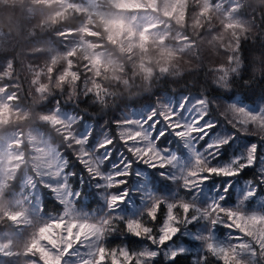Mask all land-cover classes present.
<instances>
[{
  "label": "snow or ice",
  "instance_id": "obj_1",
  "mask_svg": "<svg viewBox=\"0 0 264 264\" xmlns=\"http://www.w3.org/2000/svg\"><path fill=\"white\" fill-rule=\"evenodd\" d=\"M112 6L119 11L143 10L139 0H112ZM87 7L90 15L104 17L105 27L113 39L126 33L128 39L135 40V44L139 47H144L150 39L148 35L150 27L137 30L136 17L125 20L120 16H108L99 0H88ZM85 33L97 37L94 31L85 30ZM95 63L99 65L100 60L96 59ZM65 75L76 79L75 73L69 72ZM97 91H99L98 85ZM8 99L11 101L14 97ZM185 104H188L187 98L179 101L175 108L170 99L160 101L159 109L150 107L133 113L132 117L125 116L118 122L122 127L131 126L124 127L120 132L127 151L141 158L143 163L153 170H163L169 166L175 168V175L168 176L166 171H162L161 175L173 181L179 178L183 188L191 195L190 200H182L179 204L167 203V215L158 229V235H153V227L146 226L139 217L146 212L147 216L155 221L164 199L157 197L145 185H139L144 204L142 209L132 210L131 216L126 220V229L129 234L138 238V245L143 244L141 250L133 253L127 247H107L106 238L118 231L113 221L120 220L119 206L125 205L129 212V205L134 203L131 200L132 192L122 188L115 193H106L104 199L109 212L102 216L78 213L73 210V201L80 199L84 194L72 191L68 176L61 171L62 164L57 155L45 160L40 174L46 178L42 183L43 187L53 193L63 205L62 214L52 217L36 230L25 244L23 255L38 258L39 264H64L65 257L72 254L73 249L81 246L87 251L79 259V264H184L185 261L187 264H192L191 255L186 254L199 247L204 254H197L195 264H208L209 256L220 260L222 264H239L238 257L243 252L247 251L253 258L256 255L245 237L256 240L260 251L264 253V211H246L247 202L256 198V183L252 180L244 183L240 191V199L235 202L234 207L231 206L234 190L241 178L255 168L264 174V141H249L247 145L237 147V140L241 137L238 134L211 138L208 133L215 125L201 119L203 99H195L187 109L184 107ZM238 104L240 106L235 105L234 112L241 125L264 124V109H261L260 114L257 115L242 103L238 102ZM7 112L8 107L0 103V114ZM47 118L55 124L60 123L56 116ZM170 135L174 142L183 141L185 145H189L193 137L204 141L206 146L203 156L194 153L191 163L184 164L177 153L167 147L170 143L168 139ZM162 138L164 146L157 148V142ZM80 142L83 143L84 138ZM110 145L111 140L108 139L107 133H103L99 143L100 149L106 150ZM121 155L122 159H126L123 154ZM111 156V151H105V157ZM202 159L208 165L206 170L200 165ZM113 167L119 169L115 175L96 174L97 178L103 181V184H98L97 187L109 188L113 182L118 186L126 184V177L131 174L127 170L132 167L131 163L122 167L121 165ZM121 168L124 170L121 171ZM218 181L222 182L219 183V187H215L216 196L210 198L207 203H202L200 195L204 187L210 183L216 185ZM259 183L264 184V178ZM202 205L206 206L202 207ZM177 207L182 209V216L174 213ZM5 216L16 225L25 219L24 212H7ZM198 221H206L203 230L189 229V225H197ZM221 227L229 230L228 240H235L237 243L229 244L218 240L216 232ZM232 231L239 232L243 236H233ZM145 241L147 243H144ZM11 249V241L0 242V255H20L19 252H13ZM33 264H36V260Z\"/></svg>",
  "mask_w": 264,
  "mask_h": 264
},
{
  "label": "trees",
  "instance_id": "obj_2",
  "mask_svg": "<svg viewBox=\"0 0 264 264\" xmlns=\"http://www.w3.org/2000/svg\"><path fill=\"white\" fill-rule=\"evenodd\" d=\"M186 1L184 18H169V21H172L170 25L171 32L165 41L177 44L186 39L191 42V46L185 48L184 52H178L174 55L165 52L168 61L171 63L178 60L180 64L189 69L195 63L204 67L213 78L226 76L230 86L235 84L242 89L259 88V82L264 80V0H238L236 4H231L230 0ZM220 1H223L222 5L219 4ZM87 2L88 0H56L51 7H48L44 3H37L36 0H0V88L12 93L14 102L22 106L21 109L12 112L9 118L0 124V133L25 129L29 126H39L51 141L53 130L49 124L40 120V116L53 112L51 110L41 111L43 100L37 89L43 85H48L50 89L55 91L54 85L57 79L64 76L62 83L67 90L66 82L71 76L65 75V73L79 72L83 76L86 71L83 66L87 63V61L81 59L86 48L85 42L104 45L103 48H96L100 51L113 47L108 44L107 34L103 32L102 26L88 23L90 14ZM68 5L74 7H68ZM232 6H234L233 9ZM103 7L114 8L109 0H103ZM55 12H61L62 14L56 17L55 23H52L49 17ZM91 17L93 21H96V24H99L95 15H91ZM85 27L91 31L99 32L101 35L99 37L89 36L81 31ZM62 33L63 35H61ZM74 49L75 54L69 55ZM147 49V58L158 52V49L153 47L152 42H149ZM139 51V49L133 50L134 53ZM192 53H195V55ZM69 61H71V67H69ZM242 77L245 78L241 79ZM194 88L195 84L191 81L186 85L173 84L170 86L169 92L164 96L157 97L154 103L164 100L166 97H173L175 102L178 103L176 95L179 93H183L179 101L183 98H187L188 101L194 98H205L206 90L204 88L201 87L198 92L191 90ZM43 95H48V91L45 90ZM240 100V95H237L233 102L240 106L238 104ZM243 105L251 106L255 110L264 109V103L257 104L255 107L252 104ZM97 106L102 107L99 101H97ZM142 108L143 105H141ZM132 110L128 109L126 112H122L119 120L121 121ZM25 113H29L28 119L21 118ZM90 123L95 134L96 123L94 120ZM120 126L116 121L106 120L97 139H101L103 133H107L111 137H118ZM238 127H246L249 132H254L257 125L248 123L247 125H238ZM238 135L241 137L237 140V147L241 145L243 140L246 143L242 145H247L249 141H259L258 136L246 137L248 136L246 132H240ZM168 139L170 141L169 145L173 146V150L179 153L183 152L182 145L179 149L174 147L176 142L172 140L171 135ZM157 143L160 147L164 146L163 138ZM119 144L122 148L121 141H119ZM204 145L205 142L201 141L197 147L202 149ZM103 150L99 149V152ZM124 152L129 159L133 158L132 154L128 153L126 149H124ZM117 155L118 152H113L112 158ZM162 171L164 170L157 169L148 174L150 177L148 183L155 195L164 199L174 193L189 199L190 194L180 186L182 181L162 179L160 176ZM257 174L259 175V172ZM21 176L22 170L13 185L9 187L10 189L15 187L16 190L19 188ZM97 179L99 180V178ZM211 185L210 183L204 187L200 195L202 203H207L210 198L216 196V189L210 188ZM243 186L244 183H241L239 187H236V195L231 206L234 207L235 202L240 199V191ZM216 187H219L218 182ZM10 189L8 193L12 194L14 192L13 198L15 199L17 193L15 190ZM120 189L121 187L112 189V191L118 192ZM137 195L139 196V193ZM176 209L178 210L179 207ZM246 210L264 211V200L258 199L256 205L250 209L246 207ZM166 215L167 204L164 201L155 221H152L146 212L139 219L146 226L153 227V231L158 233V229ZM126 220L125 217L124 220L113 221L118 231L106 238L105 245L109 248L126 246L131 251H139L143 244L138 245V238L127 232ZM14 229L15 226L6 217L0 218V232ZM186 255H191L192 264H195L193 253ZM28 257L22 255L11 262L8 256H4L0 257V263L26 264L25 261ZM184 264H187V261ZM208 264H222V262L209 256Z\"/></svg>",
  "mask_w": 264,
  "mask_h": 264
},
{
  "label": "clouds",
  "instance_id": "obj_3",
  "mask_svg": "<svg viewBox=\"0 0 264 264\" xmlns=\"http://www.w3.org/2000/svg\"><path fill=\"white\" fill-rule=\"evenodd\" d=\"M36 2L44 3L46 6L51 7L56 0H36ZM68 7L74 6L68 5ZM61 14V12H55L49 17V20L55 23L56 17ZM165 14L167 15V13ZM97 18L99 24L93 21L91 15L88 23L102 26L103 32L107 34L106 40L108 44L113 47L101 52H95L94 49L103 48L104 45L87 44L81 57L82 60L87 61L83 66L86 71L83 76L79 72H74L76 79L70 78L67 80V90L62 83L64 79H61L64 76H60L57 79L54 85L55 91L50 89L48 85H43L37 89L41 93L43 100L41 111L51 110L60 121L59 124H55L47 118L49 117L48 115L40 116V120L49 124L53 131L51 132V144L47 151L44 152L43 158H38V167L42 168L46 159L58 155V159L62 164L61 171L68 176L72 191L84 194L80 199L73 201L74 211L81 213L78 209L87 208L96 210L92 214L96 217L106 214L109 212V208L105 204L104 197L106 193H115L112 189L119 187L132 192L131 200L133 202L143 200L142 195H137L138 193L141 194V190L137 185L146 186L150 178L148 174L154 170L150 166L145 165L142 159L133 153H131L133 158L129 159L124 152V149L127 150V146L123 144V149L120 148L119 141H122L121 137H119V141L114 143L115 137L108 136V139L111 140L112 148L105 151L118 152L115 158H112V156L110 158L105 157V151L98 155L100 140L97 139V136L106 120L111 119L119 122L120 114L128 109H136V112H139L141 105H143L144 109L152 107L155 99L168 93L170 86L173 84L186 85L191 81L195 84V88L191 90L198 92L201 87L206 90L205 98H199L203 99L200 115L203 121L211 122L215 125L213 129L209 130V137L233 136L240 132H246L248 133L246 137L258 136L259 141L256 142L264 141V124L255 123L257 127L254 132H249L246 127H238L241 124L238 122L234 112L236 104L233 102L234 98L240 95V103L242 104H252L255 107L257 104L264 103V80L259 82V88L242 89L235 84L230 86L226 76L213 78L204 67L195 63L192 64L191 69L180 64L178 60L170 63L165 56V52L173 55L178 52L182 53L187 46L179 49L167 48L165 46L167 35L163 33H155L150 37L149 40H151L153 47L158 49V52L147 58L148 49L146 43L149 40L144 47H139L131 42L127 44L118 42L107 31L103 22L104 17L99 16ZM146 27H157V25L152 23ZM85 30L91 31L87 27L81 29L84 32ZM96 33L97 37L101 35L99 32ZM134 49H139L140 51L134 53ZM74 54L75 49L72 53H69V55ZM192 54L195 55V53ZM96 59L100 60L99 65L95 63ZM69 67H71V61H69ZM244 78L242 77L241 79ZM97 85L99 86V91H97ZM45 90L48 91L46 96L43 95ZM181 95L183 93L176 95L177 102H179ZM97 101L102 107L97 106ZM28 116L29 113H25L21 118L28 119ZM93 120L96 123L95 134L90 123ZM82 138H84L83 143L80 142ZM200 142L201 140L193 137L189 145H185L183 141L175 143L174 147L176 149H179L182 145L189 154L190 161H184L178 151H175L184 164L191 163L194 153L203 156L204 150H197V145ZM167 147L173 150L172 145L168 144ZM121 154L126 159H122ZM204 159L200 160V165L206 170L208 165L205 164ZM117 160L119 163H117ZM127 163H131L132 167L127 169L131 174L126 177V184L118 186L113 182L109 188L97 187L98 184H103L100 182L102 180L97 179V173L101 176L115 175L117 172L115 169L117 168L113 166L126 165ZM102 168H112V171L105 174V170H102ZM166 169V172H172L173 175L176 174L175 168L169 166ZM120 170L123 171L124 169L121 168ZM258 172V168L253 169L241 178L237 184V187H239L241 183H247L249 180L256 183V198L247 202L246 207L248 209L256 205L258 199L264 200V184L259 183L264 178V174L259 172L258 175ZM160 176L162 179H168L161 173ZM176 180H179V178ZM220 182L222 181H218V183ZM180 186L183 187V184ZM215 187L216 185L210 186V188ZM38 193L43 199L46 213L50 210L57 212L61 211V209L63 210V205L53 193L43 187L42 183L38 184ZM235 195L236 189L234 190L233 198ZM85 198L87 203H85ZM119 208L121 212L120 220H123V216L128 209H126L125 205H120ZM144 211H147V209H144Z\"/></svg>",
  "mask_w": 264,
  "mask_h": 264
},
{
  "label": "rangeland",
  "instance_id": "obj_4",
  "mask_svg": "<svg viewBox=\"0 0 264 264\" xmlns=\"http://www.w3.org/2000/svg\"><path fill=\"white\" fill-rule=\"evenodd\" d=\"M109 1L111 2V0ZM230 1L231 4H236L238 2V0H230ZM139 2L142 4L143 10L119 11L116 8H112V7L104 8L103 0H99V3L102 5L103 11L108 16H120L123 17L125 20H132L133 17H136L137 19H135V25L137 26V30L146 27L149 24L155 23L157 27H150V31L148 33L150 37H152L153 34L155 33H163L168 36L171 32L170 25L172 23V21H169V18L174 17L176 19H183L186 9V3H187L186 0H139ZM222 3L223 1H220L219 4L222 5ZM233 8L234 6H232V9ZM165 13H167V15ZM167 16H172V17H167ZM116 39L119 42H123L125 44L130 42L136 43L135 40H129L126 33L121 34L120 36L116 37ZM149 42H151V40H149L146 43V47L149 44ZM87 44H89V42H85L84 44L85 47ZM165 46H167V48L169 49H179L185 46L187 47L191 46V42L187 41L186 39H183L181 42L177 44L167 43L165 41ZM94 51L101 52L100 50H96V49H94ZM9 97H14V96L12 93L8 92L7 90L0 88V103L8 107L7 113L0 114V124L2 122H5L12 114V112H15L18 109L22 108V106L14 102V99L9 101L8 99ZM169 99L172 101L173 108H175L177 103L175 102L173 97L172 98L166 97L164 100H159L156 103H153L152 107L159 109L161 107L160 101H167ZM195 99H199V98H194L192 100H189L188 104H185L184 106L185 109H187L190 106V104L194 102ZM245 107L255 111L254 114L257 115L260 114L259 113L260 110H255L251 106H245ZM143 110L145 109L144 108L140 109V111ZM136 111L137 110L133 109L127 116L132 117L133 113H135ZM55 115H56L55 113L48 114L49 117ZM201 123H203V121ZM124 127H131V126H123V127L120 126L119 136L115 138L114 143H116L119 140L120 132L123 130ZM121 143H122L121 147L123 148V141H121ZM244 143H246L245 140L242 141L241 145ZM50 144L51 141L49 137L44 132H42V129L39 126H29L25 129H16V130H11L10 132L0 133V218L6 217L5 213L7 212L25 213V219L19 225L13 224L11 222L15 226L14 230H7L4 232H0V242L11 241L12 242L11 250L13 252L20 253V255L8 256L11 262L15 259H18L19 256L23 255L25 244L29 241V239L32 237V235L36 232V230L40 226L48 222L52 217L62 214L63 211L61 209V211L59 212L48 211L47 213L46 212L44 213V205L42 203V198L38 193V184L43 183L44 180L46 179L45 177H42L40 174L41 168L38 167V163H39L38 158H43L44 152L47 151ZM205 146L206 145H204L202 149H199L197 147V150L203 151ZM111 148L112 145L108 146L109 150H111ZM157 148H160L158 143H157ZM104 151L105 149L101 152H98L97 154L99 155ZM241 151H243V149H241ZM178 154L181 156V158L184 161H190V157L186 149H183L182 153L178 152ZM17 157H22V159H17ZM117 163L119 162L117 161ZM21 170H22V176L19 182V188H17L16 190L15 187L10 189L9 187L13 185L14 181L18 177V174L20 173ZM102 170H105V174H107V172L112 171V168H108V169L102 168ZM115 170L118 171L119 169H115ZM163 170L167 171V169H163ZM167 174L170 176L173 175L172 172H167ZM29 181H32V183H29ZM101 183H103V181H101ZM146 188L152 191V188L149 185V183L146 185ZM9 189L15 190V192L17 193V197L15 199L13 198L14 192L12 194L8 193ZM120 190H122V187ZM139 195L141 194L139 193ZM190 199H191V195L189 199H185L179 196L178 194L172 193L171 195L165 197L164 201L166 202V204L169 202H175L179 204V202L182 200L187 201ZM86 201L87 199L85 198V203ZM143 204H144L143 200H137L134 203L130 204L129 212L124 214V216L128 219L131 216L132 210H136V211L140 210L143 207ZM78 211H80L81 213L86 212L89 215H92L94 212H96V210H91L87 208H81L78 209ZM249 212H254V211L249 210ZM174 213L177 214L178 216L183 215V211L181 208H179L178 210L175 208ZM189 215H191V212L189 213ZM204 224H206V221H198L197 225H189L188 227L191 230L200 231L203 230ZM228 233L229 230L223 229L221 227V229H219L216 232L217 239L221 241H226L229 244L237 243V241L235 240H228ZM158 234L159 233L153 231V235H158ZM232 235L243 236V234L236 231H232ZM245 240H247L251 244L252 250L255 251L256 255L253 258L249 255L247 251L243 252L238 257L239 264H264V253L260 251V246L256 242V240L250 237H245ZM86 251L87 250L85 248L78 246L77 248L73 249L72 254L65 257L64 264H79V259L83 257V254ZM129 251L133 253L137 252L135 250L131 251L130 249ZM192 253L194 255L195 260L197 258L198 253L200 255L204 254L202 248L199 247L192 249ZM0 257H4V256L0 255ZM34 260H36V264H39L38 258L31 256H29L28 259H26L25 263L33 264Z\"/></svg>",
  "mask_w": 264,
  "mask_h": 264
}]
</instances>
